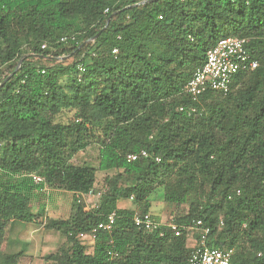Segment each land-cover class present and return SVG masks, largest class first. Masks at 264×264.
Returning <instances> with one entry per match:
<instances>
[{
  "label": "trees",
  "instance_id": "1",
  "mask_svg": "<svg viewBox=\"0 0 264 264\" xmlns=\"http://www.w3.org/2000/svg\"><path fill=\"white\" fill-rule=\"evenodd\" d=\"M140 1L0 0V220H36L44 207L32 212L34 195L65 190L69 216L44 222L65 235L52 264H185V230L145 231L117 205L132 197L149 212L161 188L165 201L189 205L175 222L201 219L208 245L233 249L230 264H264V0ZM231 35L249 39L259 66L193 99L185 84ZM88 138L96 167L71 161ZM109 170L86 210L77 196L95 193L97 172ZM111 212L112 231L87 251L80 234Z\"/></svg>",
  "mask_w": 264,
  "mask_h": 264
},
{
  "label": "rangeland",
  "instance_id": "2",
  "mask_svg": "<svg viewBox=\"0 0 264 264\" xmlns=\"http://www.w3.org/2000/svg\"><path fill=\"white\" fill-rule=\"evenodd\" d=\"M58 58L62 59L61 57ZM71 115L72 111H65L60 119L66 121ZM87 140L88 145L79 150L71 161L76 164L96 167L98 162L97 143L93 141V138ZM114 173V170L97 172L96 192L100 188L104 189L105 176H111ZM96 192L77 196L86 210L96 206L98 200ZM151 199L149 212L163 223L175 222L177 217L188 214V203L176 204L165 201L162 198L161 188L152 194ZM72 200L73 194L71 192L44 186L41 191L34 195L31 203L33 213L38 208L44 207L43 214L36 220H0V264H52L48 256L56 252L65 243V235L60 231L47 229L44 222L46 218L66 219L70 214ZM117 205L121 208L135 210L136 214H139L132 197L119 199ZM194 231H185L188 247L194 243L193 239L196 237ZM85 243L87 244V251H90L93 247V241L85 237Z\"/></svg>",
  "mask_w": 264,
  "mask_h": 264
},
{
  "label": "built area",
  "instance_id": "3",
  "mask_svg": "<svg viewBox=\"0 0 264 264\" xmlns=\"http://www.w3.org/2000/svg\"><path fill=\"white\" fill-rule=\"evenodd\" d=\"M63 37L61 40H65ZM73 39V37H72ZM249 39L238 36H226L218 39L216 43L206 51L204 63L197 67L184 86V92L196 99L206 90L227 92L233 75L239 70H254L259 66L248 50ZM118 52L116 48L112 50ZM80 71L84 70L83 64H78ZM188 114L195 111L194 107L184 108ZM147 153L142 150L139 154H128L127 160L133 161L139 157H145ZM35 182H40L41 177L33 175ZM104 192L102 189L97 195ZM89 193H92L90 191ZM88 193V194H89ZM115 214L109 213L104 221H100L92 229L90 235L80 234L82 238L88 237L93 240L99 230L111 232L114 225ZM135 226L145 231L159 230L163 225L168 227L174 236H179L183 230H198L200 233L190 247V253L185 264H230L233 249H223L207 244L209 227H203L201 219H192L189 224L181 225L176 222L163 223L150 212L139 213L133 216ZM162 234V233H160ZM114 255H112L113 257Z\"/></svg>",
  "mask_w": 264,
  "mask_h": 264
},
{
  "label": "water",
  "instance_id": "4",
  "mask_svg": "<svg viewBox=\"0 0 264 264\" xmlns=\"http://www.w3.org/2000/svg\"><path fill=\"white\" fill-rule=\"evenodd\" d=\"M144 2H147V1H146V0H144V1H140V2L137 3L136 5H138V4H142V3H144ZM110 17H111V16H109V17L107 18V20H106V24L108 23ZM19 63H20V62H19ZM19 63H18V65H17V67L15 68V70H17V68L19 67ZM11 74H12V73H10V74L8 75V77H9ZM3 82H4V81H3ZM3 82H1L0 85H1Z\"/></svg>",
  "mask_w": 264,
  "mask_h": 264
}]
</instances>
